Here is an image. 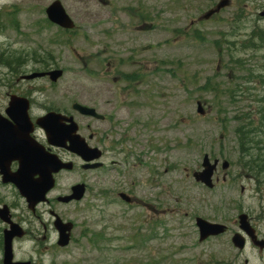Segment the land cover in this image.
<instances>
[{
    "label": "rangeland",
    "instance_id": "obj_1",
    "mask_svg": "<svg viewBox=\"0 0 264 264\" xmlns=\"http://www.w3.org/2000/svg\"><path fill=\"white\" fill-rule=\"evenodd\" d=\"M54 1L0 0V94L15 84L14 75L51 68L64 72L57 83L36 81L42 90L36 97L48 107L78 102L106 114L102 103L115 90H133L134 109L122 105L116 117L131 124L118 133L127 130L123 135L134 140V168L91 175L75 245L50 250L40 223L48 218L40 212L28 224L40 240L36 253L24 242L18 256L38 264H264V251L249 241L243 252L231 243L243 213L264 240V49L258 48L264 46L255 35L264 32V0H232L210 21L200 18L219 0H59L72 31L47 20ZM15 58L18 72L1 64ZM242 124L244 133L251 130L243 144ZM251 140L262 151L255 159ZM205 155L229 163L226 171L219 166L213 189L193 177ZM123 178L131 188L134 181V208L118 197ZM7 199L25 209L16 195ZM150 201L168 209L149 224ZM58 212L74 217L66 206ZM196 218L228 231L199 242Z\"/></svg>",
    "mask_w": 264,
    "mask_h": 264
},
{
    "label": "flooded vegetation",
    "instance_id": "obj_2",
    "mask_svg": "<svg viewBox=\"0 0 264 264\" xmlns=\"http://www.w3.org/2000/svg\"><path fill=\"white\" fill-rule=\"evenodd\" d=\"M23 75L24 74L14 75L13 78H16L15 84L11 89H7V91L0 94L1 118L6 120L8 126H12L8 131L6 130L2 133L5 135V140L3 144L0 145V157L3 156L6 160L4 169L7 170L9 174H16L20 169V158L27 155L31 163H33L37 158L38 153H44L45 156L51 160H60L61 162L71 163L72 165L70 170H62L57 174H54V188L47 193L46 200L37 204L34 210L29 209L26 200L20 196V190L15 183L5 182L0 170V210L7 208L10 220L14 224H17L21 228V232H23L21 237L16 236L12 240V262L38 264V262H36L31 256L27 258H20L18 256V249L24 242L26 244L23 245H28L29 248L32 249V253H36L37 242H40V240L38 239V235L28 228V224L33 222L34 217L40 219V215H38L40 212H43V214L47 216L48 219L46 223L45 221H40L45 230V236L42 240L50 243V250L56 253L60 251L63 252L72 245H75L77 240H75L74 234L77 232L79 225L82 229V225L84 224V221H79L80 218L77 213L83 211L86 207L84 202L89 189L88 183L92 178L91 175L100 170H110L120 173V167L124 172L129 173V170L134 168V140L123 135L127 130H123L122 134L118 133L121 125L126 127L131 124L122 123L119 121L120 118L116 117V114L122 105H124L123 107L126 108L128 112H131V110L134 109V91L130 89L127 91L115 90V96H113V99L106 100L102 103L104 107L110 110L108 113L102 114L98 108L92 107L103 115L104 118L87 117L73 110V104L75 102L62 108L48 107L47 105L42 104L36 97L42 93L41 86L36 84V81L38 80L24 81L22 80ZM111 77V81H116L114 75ZM47 79L48 78L39 80ZM12 96L28 100V116L30 124H28L27 134L25 133L26 136L23 144L18 142L21 133L15 128V122L7 114ZM50 112H56L63 116L64 120L61 122V126L64 130L70 133V137L75 138L76 134L84 139L90 148L98 149L100 151L101 157L99 161L102 164L101 167L97 169L90 168L95 163L86 162L78 154L72 152L69 149V141H66L65 146L61 147L48 142L46 133L44 129L37 124V120ZM73 120L77 124V131L75 134L71 133L70 130L74 125ZM28 129H30L29 132ZM34 167L35 171L33 170ZM66 174L71 176L68 179L71 183L69 182L68 184L63 185L62 180ZM123 175L121 176L126 178V173H123ZM124 178L121 183H119V185H121V191L118 192V197L123 204L130 208H134V181L130 182V185L132 186L131 188L128 185V181L126 179L124 180ZM30 180L32 186H37V184L42 182V166L41 164H38L37 161H35L30 170ZM79 185H83L85 190V193L80 200H77L76 198L70 202H63L61 200L67 196H73V189ZM7 194L19 197L24 204L25 209L22 204L15 206L13 203H10L7 199ZM122 194L125 196L120 198ZM161 204L163 205V203ZM59 206L70 208L74 217L72 219L63 218L58 212ZM148 206L149 214L151 216L149 224L153 221L160 220L165 215L164 213L166 212V209H168L167 207H162L160 210L156 209L154 201H150ZM56 216H58L62 222L71 224L70 241L65 247H61L58 243L59 233L55 228ZM48 228H52L53 234L48 233ZM8 229H10V224L0 219V264H4L5 231ZM35 231L37 232L38 230ZM46 235H48V237ZM80 235V237H84L83 234L80 233ZM97 239L98 237L96 240ZM87 243L89 246H92L96 242L95 240H87ZM46 249H48V246Z\"/></svg>",
    "mask_w": 264,
    "mask_h": 264
},
{
    "label": "water",
    "instance_id": "obj_3",
    "mask_svg": "<svg viewBox=\"0 0 264 264\" xmlns=\"http://www.w3.org/2000/svg\"><path fill=\"white\" fill-rule=\"evenodd\" d=\"M229 5L230 0H220L216 4V6L206 12L202 16V18L204 20H208L214 14L219 13L222 9L228 7ZM46 14L48 16V19L52 23L64 29H73L75 27L73 21L67 15L60 1L53 2L46 9ZM260 16L264 18V10L260 13ZM47 75L50 77V80L52 82H57L62 77L63 72L61 70H53L47 73L36 72L25 78L30 80L35 78H42ZM73 108L84 116H93L96 118L102 117L96 112V110L80 104H75ZM197 113L200 115H204V108L200 102L197 104ZM7 114L15 122V128L18 130L19 133H21L18 142L20 144H23L25 141V136L27 134L28 124H30L28 116V101L13 96L9 103V109L7 110ZM63 120L64 118L62 115L52 112L38 119L37 124L44 129L48 142L61 147L65 146L66 141H69V149L72 152L77 153L86 162L98 160L101 157L100 151H98L97 149L90 148L86 144L84 139L80 138V136L75 134V132L77 131L76 123H74L73 127L70 129L71 133L75 134V138H72L70 137V133L62 128L61 122ZM10 128H12V126H8L6 124V120L1 118L0 116V145H2L5 140V135H3L2 133L6 130L8 131ZM29 130L30 129H28V132ZM36 159L33 161V163H31L27 155L25 157L20 158L19 171L16 174H9V172L4 169L6 163L5 158L3 156L0 157V170L5 182H13L16 184V186L20 190V195L25 198L28 207L31 210H34L35 206H37V204H39L40 202L45 201L46 194L54 187L55 180L53 174L58 173L63 168L70 169L72 167L71 164H64L60 160H51L47 156H45L44 153H38ZM35 161H37V163L41 164L42 166V182L37 184V186H32L30 183V170L32 169ZM218 164L219 160L211 162L209 156L205 155L202 162V170L193 173V177L196 182L201 183L206 187L212 189L214 187L213 177L215 171L217 170ZM100 166V163H96L90 168L94 169ZM221 168L222 170H227L229 168V163L226 161L223 162ZM33 170L35 171V167ZM84 191V186L79 185L73 189V196L65 197L61 200L63 202H69L73 198L79 200L82 198ZM122 197H124V195H122ZM0 219L10 224V229L5 231L4 264H22L12 262V240L16 236L21 237L23 235V232H21V228L17 224H14L10 220L7 208H5L4 210H0ZM237 222L241 232L234 234V236L232 237L231 241L233 246L239 251H243L246 247V238L242 234H245L250 239V242L253 245L259 247V249L262 250L264 248V241L258 239L257 235L255 234V230L249 222L248 215H239ZM196 226L199 230L200 242H203L210 237H218L220 235H223L227 231V227L225 225L219 223H211L202 218L196 219ZM55 228L59 233V245L61 247H65L70 241L71 224L63 223L60 218L57 217L55 222Z\"/></svg>",
    "mask_w": 264,
    "mask_h": 264
},
{
    "label": "trees",
    "instance_id": "obj_4",
    "mask_svg": "<svg viewBox=\"0 0 264 264\" xmlns=\"http://www.w3.org/2000/svg\"><path fill=\"white\" fill-rule=\"evenodd\" d=\"M255 35H256V38L259 40V41H262L263 43V45L262 46H264V32L261 30V31H259V32H257V31H255ZM249 41L251 42V43H258V42H255L254 41V39L253 38H249ZM229 44H231V45H235L236 43H235V41H231V42H229ZM259 48V50L260 49H264V47H258ZM0 58H1V56H0ZM238 61V60H237ZM16 62H20V60H18V59H7V60H5L4 62H1V64L3 63V64H5V65H7L8 67H10V68H12L14 71H16L17 72V70L14 68V64H16ZM244 125L242 124V126L240 127V129H238L237 130V132H238V134H239V138H241V141H242V144H243V141H245V140H247V136H249L248 134L251 132V130H249L248 129V127H246V133H244V131H242L243 129H242V127H243ZM251 142H253L254 144H255V149L257 150L256 152H257V154L254 156V159L256 158V157H258V155L260 154V152H262L261 151V149L259 148V146H260V142H258V141H255V140H251ZM247 143H248V141H247ZM248 161H249V159H248ZM258 160H253V161H251L248 165H246V167H247V169H250L251 167H253V166H255L256 165V162H257ZM257 166H258V164H257ZM258 167H260V166H258ZM261 170V169H260Z\"/></svg>",
    "mask_w": 264,
    "mask_h": 264
}]
</instances>
